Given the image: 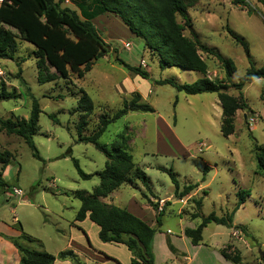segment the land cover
I'll use <instances>...</instances> for the list:
<instances>
[{
    "label": "rangeland",
    "instance_id": "obj_1",
    "mask_svg": "<svg viewBox=\"0 0 264 264\" xmlns=\"http://www.w3.org/2000/svg\"><path fill=\"white\" fill-rule=\"evenodd\" d=\"M93 1L64 0L63 5L81 14L74 2L93 8ZM245 1L236 4L234 0H199L188 7L190 26L184 29L187 37L194 39L196 35L202 45L235 61L234 82L244 76L250 62L244 47L232 38L228 28L248 41L256 66H264V6L259 0ZM178 21L184 24L181 16ZM93 22L111 48L82 78L74 72L62 78L48 66L39 70L34 45L23 40L16 29L8 27L15 34L18 46L14 59L0 58V93L6 89L19 96L0 99V119L29 118L32 99L21 81L23 77L42 110L34 141L43 160L34 156L23 138L0 128V149L12 153L14 165L9 173V187H0L3 190L0 207L4 206V213L11 218L14 209L25 230L39 238L48 252L56 255L68 249L73 232L79 226L76 214L81 206L69 191L93 192L100 182L96 172L106 163L105 155L93 143L78 140L77 125L82 114L73 110L79 104L82 90L95 104L94 111L87 117L85 135L97 130L102 115L112 116L124 106L125 100L139 93L140 101L150 104L154 111H130L112 122L99 141L111 146L126 135L128 152L149 177L150 188L140 179L131 177L101 200L127 210L142 211L155 221L157 211L147 197L159 206L163 198L170 197V204L163 205L166 211L160 216V227L185 252L179 251L182 261L177 264H235L224 257L225 253L239 256V264H264V175L257 172L258 149H264V102L261 99L264 79H256L243 88L248 108L236 112L235 132L226 137L220 130L222 107L216 93L188 95L170 84L157 82L174 78L180 83H192L204 76L225 80V71L216 56L200 51L208 65L205 75L176 66L162 69L158 55L145 46L143 39L132 34L120 17L104 13ZM122 62L141 67L149 72L150 78L128 70ZM40 71L54 74L56 79L41 83L38 81ZM228 92L239 94L233 87ZM73 157L87 174H92L90 179L79 175ZM206 166L210 167L207 174L204 173ZM163 168L177 173L181 189L197 183L199 187L183 199H177L172 179ZM13 186L22 190L24 196L15 195ZM239 189H248L251 195L235 214L234 227L209 223L197 246L180 238L184 224L197 227L202 215L215 212L221 216L231 211L237 204ZM199 199L203 200L202 208L196 205ZM196 213L200 216L193 219ZM240 225L256 241L247 238ZM87 228L91 243H97L100 240L98 229L96 226ZM156 228L158 230L159 225ZM120 254L125 257V250H120Z\"/></svg>",
    "mask_w": 264,
    "mask_h": 264
},
{
    "label": "trees",
    "instance_id": "obj_2",
    "mask_svg": "<svg viewBox=\"0 0 264 264\" xmlns=\"http://www.w3.org/2000/svg\"><path fill=\"white\" fill-rule=\"evenodd\" d=\"M95 1V2H94ZM93 8L87 5H79L82 15L75 9L63 5L64 0H2L0 4V58L14 59L17 51L15 34L8 28L16 29L22 39L34 45L36 64L39 70L44 66L55 69L62 78L68 77L74 72L79 78L91 71L96 60L102 58L110 51V44L105 41L93 19L99 15L110 12L122 19L129 30L137 37L144 40V44L159 57V65L162 69L167 67H180L190 71H198L206 74L208 65L200 51H205L216 56L221 67L225 71V80L211 79L207 76L199 78L192 83H180L174 78H165L157 81L159 84H170L180 92L188 95L202 93H216L222 107L220 130L226 137L235 132V115L238 110L248 108L243 95V88L256 79H264V66L257 67L252 60L248 41L239 33L228 28L229 34L236 42L240 43L249 58L250 66L238 82L233 81V75L237 70L232 58L223 56L218 51L202 45L195 33L194 39L184 34L186 26H190L188 7L199 0H94ZM236 4H244L245 0H234ZM264 6V0H259ZM178 16L184 20V24L178 21ZM130 71L145 79L150 78L148 71L139 66L122 62ZM27 87V95L32 99V108L29 118L16 116L15 118L0 119V128L8 134H15L24 139L33 154L42 159L34 141V136L39 129V117L41 108L38 99L34 96L27 81L20 77ZM56 79L54 74L39 72L38 81L50 82ZM5 84V83H4ZM233 87L238 90V95H232L228 90ZM16 92L3 89L0 99L10 100L18 98ZM264 102V94L261 95ZM141 95L135 93L133 98L124 101V106L112 116L102 115L97 130L91 135H85L87 117L94 111L95 104L92 97L82 90L78 106L73 112H80L81 118L77 125L78 140L93 143L106 157L105 167L96 172L100 182L93 192L87 190H71L69 194L81 202L76 214V220L83 221L87 215L100 227L99 237L104 242H114L126 245L131 252L133 264H155L154 240L157 229L150 226L146 221L133 214L126 208L109 204L101 200L109 196L114 190L131 177L140 179L144 186L150 188L149 177L128 152V138L120 136L108 146L102 144L99 139L106 132L108 126L115 120L128 114L130 111L153 112L154 108L141 102ZM257 172L264 175V149H258ZM13 155L8 150L0 149V187L8 184L2 179L3 172L12 162ZM79 175L84 179H90L92 174H87L76 158H72ZM167 171L175 186V196L183 199L190 195L199 184H190L180 187L177 173L173 169L163 168ZM210 167L204 168L207 174ZM206 194V192H205ZM251 195L248 189H239L237 192V204L224 215L215 212L201 216L200 224L195 227H186L184 234L193 245H199L203 239V229L209 223H216L234 227V217L240 207ZM149 204L157 211V224L160 226V216L163 209H159L158 203L148 198ZM170 201H166L165 205ZM198 208H202L203 200L196 201ZM200 214L193 215V219ZM246 237L256 241L244 226L240 225ZM22 254L21 264H54L57 258L71 259L75 264H82L79 257L72 250L61 251L57 256L45 250H36L31 247L33 243L41 241L26 232L17 237H9ZM117 264H122L118 259L107 255ZM226 259L239 264L240 257H231L224 254Z\"/></svg>",
    "mask_w": 264,
    "mask_h": 264
},
{
    "label": "crops",
    "instance_id": "obj_3",
    "mask_svg": "<svg viewBox=\"0 0 264 264\" xmlns=\"http://www.w3.org/2000/svg\"><path fill=\"white\" fill-rule=\"evenodd\" d=\"M74 4L77 5V3H75V2H74ZM77 6L79 8H81L79 5H77ZM107 13H110V12H107ZM81 15H82V13H81ZM102 16H103V14L97 16L96 18L102 17ZM96 18H94V19H96ZM12 163L13 162H11L6 167V169L2 175V179L5 182H7V184H8V178L11 175L9 173L12 171L13 166H14V165H12ZM6 187H9V184ZM14 187H16V186H13V189H14ZM2 192H3V190H0V194H3ZM23 196H24V193H23ZM102 198H105V197H102ZM169 198L170 197L162 199L163 201L160 205V209H163V213L166 211V209H164L163 205L165 204L166 200L169 201ZM169 204H170V202L167 204V206ZM3 207H0V264H21V261H22L21 252L14 245V243L7 238V236L17 237V236L21 235L23 231L28 233L29 235H31L33 237H35V236L31 232H29L28 230H27L28 232L25 230V226L22 224L21 220L19 219V216L15 215L14 209L12 210L13 216L10 218L6 215V213H4ZM129 211H131L133 214L137 215L138 217H140L141 219L146 221L150 226H152L154 228H156V226H158L157 220L154 221L153 217L147 218V216H145L142 211L141 212L135 211V210H129ZM76 221L78 222L79 226L77 227V230L73 232V236H72L71 241L69 243V248L65 249V250L74 251V253H76L77 256L79 257L82 264H85L86 262L87 263H93V264H117L113 259L109 258L107 255L120 260L123 264H133L131 261L132 254L128 250L126 245L120 244V243H114V242H104L101 239L96 241L97 243H93V244L91 243V241H90L91 236L88 232L87 227L96 226V229H98V231H100V227L96 223H94L89 218L88 215L83 221H78V220H76ZM89 222H90V224H89ZM186 227H188V226H185V224L181 227L180 238H183L185 240L190 241V239L188 237H186L184 234V229ZM193 228H195V226ZM98 235H99V233H98ZM159 235L161 236L160 238H159ZM35 238H37V237H35ZM37 239H39V238H37ZM31 247L33 249H36V250L47 251L46 246L43 244L42 241L40 244L33 243L31 245ZM158 247L160 248L159 252H158ZM123 249L126 252L125 257L121 256V254H120V250H123ZM65 250H62V251H65ZM179 251H181L180 253L185 254L184 251L180 250L177 247L175 240L172 239L171 237H169L167 234L163 233L161 231V227L159 226V229L156 231L155 240H154L155 264H177V263H180L182 261V259H181L182 254H178ZM59 253H57L56 256ZM53 255H55V254H53ZM54 264H75V263L69 258H66V259L57 258L55 260Z\"/></svg>",
    "mask_w": 264,
    "mask_h": 264
},
{
    "label": "built area",
    "instance_id": "obj_4",
    "mask_svg": "<svg viewBox=\"0 0 264 264\" xmlns=\"http://www.w3.org/2000/svg\"><path fill=\"white\" fill-rule=\"evenodd\" d=\"M13 191H14L15 195H18L20 197L23 196V193H22V191L20 189L14 187Z\"/></svg>",
    "mask_w": 264,
    "mask_h": 264
}]
</instances>
